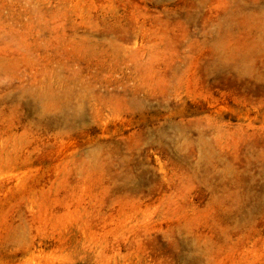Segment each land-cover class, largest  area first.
<instances>
[{"label": "rangeland", "instance_id": "374dc122", "mask_svg": "<svg viewBox=\"0 0 264 264\" xmlns=\"http://www.w3.org/2000/svg\"><path fill=\"white\" fill-rule=\"evenodd\" d=\"M0 264H264V0H0Z\"/></svg>", "mask_w": 264, "mask_h": 264}]
</instances>
